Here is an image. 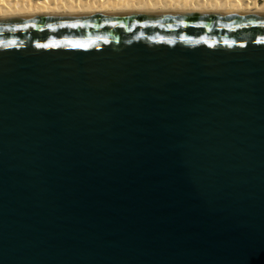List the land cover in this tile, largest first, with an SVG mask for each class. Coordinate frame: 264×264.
<instances>
[{
  "label": "water",
  "instance_id": "obj_1",
  "mask_svg": "<svg viewBox=\"0 0 264 264\" xmlns=\"http://www.w3.org/2000/svg\"><path fill=\"white\" fill-rule=\"evenodd\" d=\"M0 264H264V13L1 20Z\"/></svg>",
  "mask_w": 264,
  "mask_h": 264
},
{
  "label": "bare ground",
  "instance_id": "obj_2",
  "mask_svg": "<svg viewBox=\"0 0 264 264\" xmlns=\"http://www.w3.org/2000/svg\"><path fill=\"white\" fill-rule=\"evenodd\" d=\"M264 13V0H0V21L23 17Z\"/></svg>",
  "mask_w": 264,
  "mask_h": 264
}]
</instances>
